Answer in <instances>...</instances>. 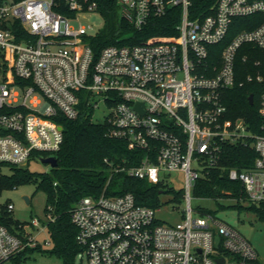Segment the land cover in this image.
<instances>
[{"label": "built area", "instance_id": "built-area-1", "mask_svg": "<svg viewBox=\"0 0 264 264\" xmlns=\"http://www.w3.org/2000/svg\"><path fill=\"white\" fill-rule=\"evenodd\" d=\"M117 3L120 17L138 30L181 8L177 39L110 45L94 60L86 37L98 29L81 19L99 15L97 0H0V171L42 157L33 153L55 156L64 140L57 119H76L87 92L92 111L108 108L109 136L145 152L129 176L158 184L161 171H180L187 195L183 221L174 225L161 223L158 210L130 192L81 198L72 211L83 248L75 264L82 257L87 264H259L240 230L213 213L194 215L191 190L219 165L225 144L251 143L253 166L230 168L228 175L241 183L246 200L264 202V125L253 133L244 120L228 118L224 100L245 81L264 83L260 59L241 81L237 68L243 46L244 62L254 50L264 51V0H216L197 14L192 0ZM257 15L259 25L238 32L219 59L211 58V47L226 39L235 18ZM259 114L264 119V91ZM5 209L12 212L13 203ZM38 245L28 224L16 233L0 224V264Z\"/></svg>", "mask_w": 264, "mask_h": 264}, {"label": "trees", "instance_id": "trees-1", "mask_svg": "<svg viewBox=\"0 0 264 264\" xmlns=\"http://www.w3.org/2000/svg\"><path fill=\"white\" fill-rule=\"evenodd\" d=\"M216 0H192L193 14L205 12ZM97 12L103 19L102 26L95 34L87 36L97 60L103 48L110 45L159 44L175 42L178 36L177 25L181 20V8H172L163 17L150 19L141 30L123 20L119 14L117 0H97ZM263 17L261 15L235 18L226 39L211 47L212 57L219 59L221 51L229 44L233 37L242 30L255 28ZM248 46H243L237 59L239 80L247 78L249 66L255 60L262 62L264 71V51L254 50L250 61L244 62L241 55ZM215 56V57H216ZM264 91V83L247 82L242 86H235L225 92L224 100L227 106V117L233 120L242 119L253 133H261L264 119L259 114V99ZM80 102V113L76 119L58 118L63 125L64 140L60 150L55 154L58 165L49 171L33 172L27 167L11 166V175L0 177V193L6 187L15 188L20 184L34 183L38 190H44L47 196L45 212L53 220L47 224L53 248L48 251L61 259V264H75L76 257L83 251L77 241L78 228L72 221V211L78 201L85 196H99L104 191L109 196H118L125 193L134 194L136 201L141 205L157 208L161 184H153L129 176L127 170L138 165L145 152L140 149H129L128 141L112 138L108 134L109 125L106 122H95L92 110L89 109L87 99ZM254 95V104L249 102V96ZM35 156H48L47 153H33ZM257 153L250 144H225L219 165L210 169L208 175L201 177L193 189L197 196L207 198H238L245 199L242 185L239 181L229 178L230 168L240 170L251 168ZM257 204V203H256ZM257 211L264 216V202L259 203ZM252 207H256L252 203ZM12 212L4 209L0 212V224L5 225L16 233L19 222H15ZM201 213H215L202 210ZM216 216V215H215ZM39 250L27 248L26 250ZM24 250L18 255L21 260ZM259 264H262L261 261Z\"/></svg>", "mask_w": 264, "mask_h": 264}, {"label": "rangeland", "instance_id": "rangeland-1", "mask_svg": "<svg viewBox=\"0 0 264 264\" xmlns=\"http://www.w3.org/2000/svg\"><path fill=\"white\" fill-rule=\"evenodd\" d=\"M84 24H92L95 29H99L103 24V19L98 14L87 16ZM2 71H0V79ZM84 98L88 96L83 93ZM90 109V108H89ZM91 110V109H90ZM95 122H104L108 117L109 110L104 105L93 112ZM33 172H45L50 170V166L42 163L40 159H31L25 166ZM13 169L10 166H3L0 171L2 175H11ZM161 194H159V206L156 208L157 218L161 223L174 225L183 221L184 210L186 207V180L183 172L180 171H161L160 172ZM191 205L194 215L201 214L202 210L213 211L221 220L229 223L247 237L253 244L259 254L262 264H264V216L261 217L257 211L259 203H252L242 198H207L197 196L191 190ZM30 198V203L24 199ZM13 203L14 210L11 213L15 222L28 224L31 232L38 240L39 250L29 249L23 253L21 260L17 257L8 260L2 264H61V259L48 251L53 248L51 237L48 232V215L45 212L47 205V196L44 190H38L34 183L20 184L15 188L6 187L0 193V212L3 211L7 203ZM38 219L37 226L33 221ZM87 259L82 257L77 264H87Z\"/></svg>", "mask_w": 264, "mask_h": 264}, {"label": "water", "instance_id": "water-1", "mask_svg": "<svg viewBox=\"0 0 264 264\" xmlns=\"http://www.w3.org/2000/svg\"><path fill=\"white\" fill-rule=\"evenodd\" d=\"M249 102L251 105L254 104L255 100L253 94L249 96ZM40 161L46 165H49L50 167H56L58 165V159L55 156H47V157L42 156L40 158ZM24 199L27 203H30V198L28 196H25ZM220 261L223 262L224 259H220Z\"/></svg>", "mask_w": 264, "mask_h": 264}]
</instances>
